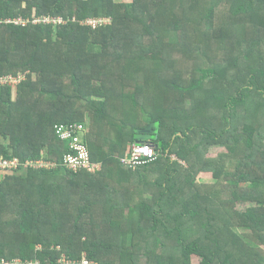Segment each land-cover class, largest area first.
<instances>
[{"label":"trees","instance_id":"trees-1","mask_svg":"<svg viewBox=\"0 0 264 264\" xmlns=\"http://www.w3.org/2000/svg\"><path fill=\"white\" fill-rule=\"evenodd\" d=\"M0 21V77L29 72L0 83V262L264 264V0H0ZM74 124L94 171L64 165ZM134 144L156 158L124 167Z\"/></svg>","mask_w":264,"mask_h":264},{"label":"built area","instance_id":"built-area-1","mask_svg":"<svg viewBox=\"0 0 264 264\" xmlns=\"http://www.w3.org/2000/svg\"><path fill=\"white\" fill-rule=\"evenodd\" d=\"M50 21H58V23H64L61 21V19H49V18H44L42 20H36L33 21V24H50ZM2 23V21H0ZM6 24H11L14 23L16 25H22L26 26L28 21H24L22 19L12 21L8 20L5 21ZM88 25L92 27H97L99 25L109 23V21L106 20H90L87 21ZM14 80V81H12ZM17 81V82H16ZM21 79L19 78H13L12 76L8 77H0V83L2 85H12V84H7V83H18L20 82ZM85 132L86 129L83 125H70V126H60L57 129V134L59 137L63 140H69L72 142V150L76 152L75 155H67L64 161V165L66 168L72 171H79L82 168H89L91 171H94L95 166H92L90 163V154L88 152V148L86 144L84 143L85 140ZM144 149H147V153L143 151ZM156 158V154L153 151V149L147 145V144H134L130 147L129 149V156L123 159L124 167L130 168L132 170H135L137 166L140 165H145L151 161H153ZM30 164V163H28ZM18 167V162L16 160L14 161H8L5 160L4 158H0V170H8V169H16ZM16 262V261H15ZM65 264H97L94 263L93 261L88 260L85 256L83 259L79 261H71L64 259ZM20 261L17 263L19 264ZM0 264H14L13 263H5V262H0ZM29 264H39L38 262L32 263L30 262Z\"/></svg>","mask_w":264,"mask_h":264},{"label":"rangeland","instance_id":"rangeland-1","mask_svg":"<svg viewBox=\"0 0 264 264\" xmlns=\"http://www.w3.org/2000/svg\"><path fill=\"white\" fill-rule=\"evenodd\" d=\"M60 24L58 23V21H50L49 25H52L54 28L57 27V25ZM62 24V23H61ZM85 25H88V23H85ZM24 74L27 76L29 74L28 71L26 72H20V79L24 80L25 76ZM14 81V80H12ZM17 82V81H16ZM7 84H12L11 86L13 87L16 83H7ZM4 86V85H3ZM7 86V85H6ZM13 94L16 95V88H13ZM225 152V148L221 145H217V146H212L211 149L208 152L207 158H216L219 156L220 153ZM174 158V157H173ZM4 170L1 171V175L4 174ZM196 181L198 183H202V184H213L216 180L213 178L212 174L210 173H201L198 174L196 176ZM252 205H254V203H245V204H239L238 205V209L241 211H245L248 207H252ZM238 233L240 234V236L244 239H248L246 236V232L244 230H238ZM19 261L14 262V264H17ZM193 264H196V260L193 259Z\"/></svg>","mask_w":264,"mask_h":264},{"label":"water","instance_id":"water-1","mask_svg":"<svg viewBox=\"0 0 264 264\" xmlns=\"http://www.w3.org/2000/svg\"><path fill=\"white\" fill-rule=\"evenodd\" d=\"M158 132V124L157 123H152L150 124L146 129L141 130L139 133H141L143 136L138 135L136 136L138 140L141 139H146L148 138V134H153Z\"/></svg>","mask_w":264,"mask_h":264},{"label":"clouds","instance_id":"clouds-1","mask_svg":"<svg viewBox=\"0 0 264 264\" xmlns=\"http://www.w3.org/2000/svg\"><path fill=\"white\" fill-rule=\"evenodd\" d=\"M143 151H145L147 153L148 150L147 149H144Z\"/></svg>","mask_w":264,"mask_h":264}]
</instances>
